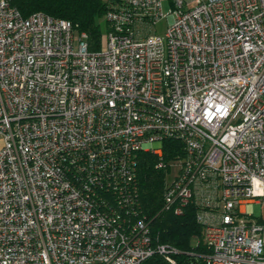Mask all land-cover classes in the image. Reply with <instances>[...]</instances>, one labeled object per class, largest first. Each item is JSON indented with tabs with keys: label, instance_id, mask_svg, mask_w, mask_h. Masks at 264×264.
Listing matches in <instances>:
<instances>
[{
	"label": "built area",
	"instance_id": "2783aa9c",
	"mask_svg": "<svg viewBox=\"0 0 264 264\" xmlns=\"http://www.w3.org/2000/svg\"><path fill=\"white\" fill-rule=\"evenodd\" d=\"M104 1L91 51L0 0V264H177L137 196L140 154L166 168L169 139L163 210L196 208L205 264H264V0Z\"/></svg>",
	"mask_w": 264,
	"mask_h": 264
},
{
	"label": "trees",
	"instance_id": "16d2710c",
	"mask_svg": "<svg viewBox=\"0 0 264 264\" xmlns=\"http://www.w3.org/2000/svg\"><path fill=\"white\" fill-rule=\"evenodd\" d=\"M24 17L43 12L70 21L79 33L87 35L91 51L100 49L103 31L99 19L109 10L104 0H11ZM108 28V26H107ZM166 168H159L160 159L148 153L139 156L137 182L139 211L151 221L152 236L157 244H168L182 253L177 264H205L207 252L203 244L204 229L197 222L196 208L190 205L183 215L163 210L169 163L185 156L184 146L175 140L160 142ZM142 264H171L154 255Z\"/></svg>",
	"mask_w": 264,
	"mask_h": 264
},
{
	"label": "rangeland",
	"instance_id": "374dc122",
	"mask_svg": "<svg viewBox=\"0 0 264 264\" xmlns=\"http://www.w3.org/2000/svg\"><path fill=\"white\" fill-rule=\"evenodd\" d=\"M170 9V5H169V0H164V13L167 14L169 12ZM101 25L103 34L106 33L107 31V22L106 19H99L98 21ZM169 26V22L168 19H163L161 20L159 23L156 24V26L154 27V30L156 31V34L159 36H165L167 28ZM158 143H155V146H158ZM0 146H1V141H0ZM180 171V165H172L168 171L167 174V182L168 183H172L175 179V177H177V175L179 174ZM259 203H256L252 206L251 210L254 214V217L256 218H261L264 219V205L262 204V202H260L261 200H257Z\"/></svg>",
	"mask_w": 264,
	"mask_h": 264
}]
</instances>
